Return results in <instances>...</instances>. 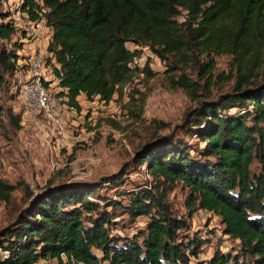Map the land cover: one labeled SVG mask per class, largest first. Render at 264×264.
I'll list each match as a JSON object with an SVG mask.
<instances>
[{"label": "trees", "instance_id": "obj_1", "mask_svg": "<svg viewBox=\"0 0 264 264\" xmlns=\"http://www.w3.org/2000/svg\"><path fill=\"white\" fill-rule=\"evenodd\" d=\"M19 8L52 29L47 58L59 96L79 112L81 95L111 101L132 77L145 47L179 72L176 85L195 97L201 88L185 68L194 66L212 78L215 57L232 55L237 80L232 92L200 100L188 112L186 121L205 144L197 157L184 141L167 138L136 154L155 182L131 191L127 205L102 204L97 184L26 189L28 204L0 228V249L8 251L0 254V264L49 258L64 264V255L65 264H264V81L252 78L264 50V0H23ZM10 15L0 0V84L15 73L17 50L23 48L12 41L19 29ZM144 70L154 74L150 58ZM3 113L0 106V121ZM255 161L258 173L252 171ZM178 183L188 190L190 216L204 210L220 217L224 233L241 242L238 254L216 250L200 260L204 242L181 238L189 222L168 199ZM14 190L0 173V202L11 203ZM116 206L133 220L148 216L145 230L126 240L114 235V213L107 208Z\"/></svg>", "mask_w": 264, "mask_h": 264}, {"label": "rangeland", "instance_id": "obj_2", "mask_svg": "<svg viewBox=\"0 0 264 264\" xmlns=\"http://www.w3.org/2000/svg\"><path fill=\"white\" fill-rule=\"evenodd\" d=\"M3 9L16 10L23 0H2ZM186 12L179 17L185 19ZM22 31L12 41L23 43L18 49L19 63L25 65L31 56L35 43L39 50V41H22ZM0 43L4 41L0 40ZM9 45V43H8ZM28 45V46H24ZM136 48L135 44H127ZM255 64L253 81H264V50ZM150 58L149 75L144 67ZM216 68L212 78H204L199 71L190 66L184 69L201 88L199 97L184 87L176 85L180 74L171 72L168 63L155 55L148 47L144 48L141 59L133 65L132 77L118 90L109 102L95 98L88 100L79 96L82 111L70 108L59 96L61 89L52 81L49 88L56 99L64 105L67 134L58 141L54 132L46 123L39 127L43 118L38 113H28L19 95L20 79L15 73L5 76L0 84V106L4 113L0 121V173L15 186L12 202H0V228L7 226L16 218L19 210L28 204L26 189L34 193L48 186L64 183L99 185L98 193L103 197L102 204L112 201L127 205L130 192L152 185L155 180L148 173L146 164H138L135 156L152 143L162 142L165 138L172 141H184L196 157L204 143L193 133L187 114L198 106L200 100H214L220 95L232 92L237 80V63L232 55L215 57ZM239 111L233 109L232 112ZM20 117L15 124L14 117ZM45 142L53 147L56 167L52 165V153ZM253 173L260 171L258 162L252 165ZM120 175L114 182L108 178ZM29 187V188H28ZM188 190L181 184H175L168 191V199L177 215L187 218L188 229L181 231L185 242L192 239L204 242L200 260L213 256L216 250L238 254L241 242L224 233L221 218L212 212L196 210L192 216L186 206ZM114 213L112 233L123 240L131 239L145 230L150 218L140 216L131 219L121 208H107ZM123 243V241L121 242ZM97 251V250H96ZM98 252V251H97ZM67 257L63 256L64 264ZM193 261H196L193 258ZM36 264H63L58 259H46Z\"/></svg>", "mask_w": 264, "mask_h": 264}, {"label": "built area", "instance_id": "obj_3", "mask_svg": "<svg viewBox=\"0 0 264 264\" xmlns=\"http://www.w3.org/2000/svg\"><path fill=\"white\" fill-rule=\"evenodd\" d=\"M9 19L22 31V41L29 43L39 41L40 43L42 37L35 26L37 21L32 20L26 12H22L17 7L11 12ZM50 70L47 56L36 53L29 58L25 65L18 63L15 75L20 79L19 95L23 100L26 112L41 115L43 121L38 123L39 127L42 128L46 124L50 126L58 141L67 134V123L64 105L55 98L47 84L50 81ZM45 143L52 153V165L56 167L58 162L55 160L53 147L50 142ZM0 254L7 256L8 251L0 249Z\"/></svg>", "mask_w": 264, "mask_h": 264}, {"label": "crops", "instance_id": "obj_4", "mask_svg": "<svg viewBox=\"0 0 264 264\" xmlns=\"http://www.w3.org/2000/svg\"><path fill=\"white\" fill-rule=\"evenodd\" d=\"M12 11H13V9H12ZM35 26L40 31L42 40L39 43V47H38L39 50L38 51H37V49L35 47L36 46L35 43L29 44L32 47L31 54L37 52V53L43 54V55H45L47 57H51V54L48 52V45H49V42H50V39H51V36H52V29L46 25L44 19H42L40 21H37L35 23ZM24 46L26 47L28 45H24ZM49 74H50V76H52V81L55 82L56 84H58V80L55 78L52 69L50 70V73ZM50 79H51V77H50Z\"/></svg>", "mask_w": 264, "mask_h": 264}]
</instances>
